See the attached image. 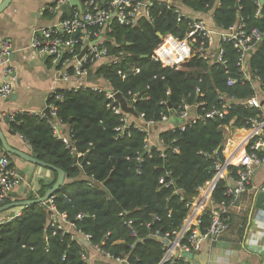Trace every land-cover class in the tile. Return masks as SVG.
<instances>
[{
	"label": "trees",
	"instance_id": "16d2710c",
	"mask_svg": "<svg viewBox=\"0 0 264 264\" xmlns=\"http://www.w3.org/2000/svg\"><path fill=\"white\" fill-rule=\"evenodd\" d=\"M180 2L201 18L211 15L212 22L220 28L228 29L241 20L247 29L256 28L264 33V3L256 16L257 0ZM66 16L64 14L63 18ZM151 17V21L142 19L131 27L112 22V32L106 34L100 47L107 48L106 60H117V63L100 61L99 67H94L96 77L104 79L129 103L136 96V102L131 105L138 115H144L145 122L158 124L161 115L170 117L183 104L203 103L198 112L205 114L219 105V96L226 95L232 104L222 119L197 122L183 131L174 128L161 132L158 139L167 148L165 157L153 148L152 156L145 155L141 161L138 158L143 153L147 133L130 126L117 138L115 128L120 126V116L107 107L109 102L103 95L89 89L58 90L61 99L51 96L47 101L57 107L58 119L72 131L74 147L82 154L78 159L53 137L46 119L22 112L14 114L10 122L11 131L28 144L33 157L64 171V183L53 197L57 211L74 222L77 230L91 235L94 244L104 242V250L115 257L128 255V264L159 263L162 246L147 235L150 232L163 235L182 225L187 214L186 204L196 195L197 188L213 177L215 163L224 162V127L247 129L248 121L263 110L244 105L246 100L257 96L256 82L242 78L236 67L237 54L229 44L223 45L227 59L224 68L209 66L198 57L179 69L164 68L155 62L153 52L161 42L157 34L181 39L188 30V20L178 21L172 9L157 2L151 7ZM136 69L138 73L134 72ZM248 70L259 80L257 86L263 108L264 39L250 56ZM228 77L237 80L236 85L228 87ZM196 90L200 91L198 95ZM174 149L178 152L174 153ZM3 153L13 166L12 156ZM166 172L170 173L173 187L164 188L159 183ZM53 175L52 183L46 186L40 183L39 197L55 183L57 174L53 172ZM89 176L104 188H88ZM225 185L220 182L213 194L218 203L229 201ZM175 188L183 192L184 202L173 193ZM15 209L21 211V216L0 225V264H85L81 260L82 248L76 241L47 227L48 212L43 206ZM121 211H126L133 221L137 237H132L123 226L118 217ZM79 213L94 217L77 221ZM207 222L208 216H205ZM146 225L151 227L150 231ZM107 233L110 237L105 240ZM175 264H184V261L176 260Z\"/></svg>",
	"mask_w": 264,
	"mask_h": 264
},
{
	"label": "built area",
	"instance_id": "2783aa9c",
	"mask_svg": "<svg viewBox=\"0 0 264 264\" xmlns=\"http://www.w3.org/2000/svg\"><path fill=\"white\" fill-rule=\"evenodd\" d=\"M72 1H78L80 7H69L66 18L62 19L54 27L42 29L35 33L31 46L38 55L50 59L51 65L57 69L56 81L64 84L74 81V85L68 87V91L89 89L105 97L109 102L107 107L111 108L115 115L120 116V126L115 128L117 138L127 132L130 126L147 133L143 153L138 158V161L142 160L143 154L151 157L153 148L160 153L162 158L165 157L167 148L163 142L160 141L154 145L150 142L149 137L153 127L168 122L171 116L161 115L160 122L155 124L153 121L145 122L144 115H138L140 124H137L134 119L132 120L120 109L115 99L117 92L112 89L107 90L95 83L87 82L88 70H94L98 62L103 60L106 61L105 63L108 62V64L117 63V60H106L107 48L100 47L106 34L112 32L111 24L113 21L119 26L130 27L137 25L142 19L151 21L153 3L165 4L167 9H172L178 21L188 20V30L181 39L169 34L161 35V42L154 50L152 56L155 62L160 63L164 68L179 69L192 58L198 57L209 66L224 68L227 66V59L223 45L229 44L237 54L236 67L242 78L245 81H250L254 77L255 81H259L258 78L256 79L249 72L248 61L254 50L263 41L264 33L256 28L247 29L241 20L228 29H223L216 25L210 27L205 20L196 18L191 13H186L180 0H53L51 11L62 13L63 7L69 5ZM261 5V0H257L258 10L256 16L260 14ZM85 47H87V52L79 60L80 53ZM11 53V45L7 41L2 42L0 46V73L7 78L10 75V70L6 67L7 59ZM87 65L92 66L91 68H86ZM134 72L138 73L139 69L134 70ZM122 78L124 79L125 76L122 75ZM97 79L96 77V81ZM236 83L237 80L231 77L226 80L228 87H233ZM57 91L54 89L49 98L54 96L56 100L61 99ZM12 92L11 82L4 81L0 85L1 100L8 99ZM196 93L198 95L200 91L196 90ZM218 101L219 105L213 107L205 114L198 112L203 103L194 106L183 104L179 111L174 114L179 123L174 128L183 131L186 127H190L197 122H204L213 118L222 119L227 115L231 101L226 95L219 96ZM135 102L136 96L132 98L130 103L127 101L131 107H133L131 103ZM244 105L247 108L262 109L261 101L256 95L246 100ZM46 109L49 110V116L44 112L38 116L47 120L53 137L61 141L65 149L69 151V154L77 159L80 158L82 154L78 153L74 147L72 131L70 128H67L64 132L62 131L63 124L57 117V107L51 103L47 104ZM13 119L14 115L8 117L10 122ZM247 125V129H231V134L226 138V142L224 141L223 148L232 143L235 132H245L246 135L241 140L240 145L233 148L228 157H224L223 163H215L213 177L197 188L196 195L186 204L187 214L182 221V225L178 229L166 232L163 235L158 232H150L147 235V237L159 242L162 246L163 254L158 264H175L176 260H182L184 264H189V259L184 257V254L194 255L195 252L201 251L205 244L211 245L227 233L231 211L237 206L243 195L249 192L254 174L264 166V111L262 110L259 116L249 120ZM230 127L226 126L224 130L230 129ZM173 152L177 153L178 150L174 149ZM237 156L239 157L235 160ZM169 177L170 173L166 172L165 177L160 179L159 183L162 187L170 188L174 186L173 181ZM167 178L169 179L168 181H166ZM222 181L226 184L225 196L229 201L218 203L215 201L213 194ZM22 183L23 177L11 165V161L0 148V207L9 204L13 200L11 194ZM36 186L33 185L31 188ZM87 187L91 189L96 187L104 188L103 184L97 182L93 176H89ZM33 188L32 190H35ZM257 190L264 193V185ZM173 193L180 197V201L184 202L181 190L175 188ZM53 197L40 205L48 212L47 227L62 234H67L70 236L71 241H76L82 248L81 260L85 264H91L94 259H98V262H100L99 260L102 258L112 261L114 264L129 263L128 255L115 257L111 252L104 250V242L94 244L91 235L77 230L74 222H70L65 214L57 211L53 203ZM20 216L21 212L16 213L6 221L0 222V225L13 221ZM127 216L128 213L126 211H121L118 214L123 226L131 232V236L137 237L138 233L133 228V221ZM205 216H208L207 223H205ZM89 217L93 218L94 216L79 213L75 220L83 221ZM70 227H72L71 230L69 229ZM146 227L150 231L151 227L149 225H146ZM53 234L55 235V232ZM109 237L110 233H107L104 238L108 240ZM118 243L114 242L113 244ZM176 253H179L178 257H176Z\"/></svg>",
	"mask_w": 264,
	"mask_h": 264
},
{
	"label": "crops",
	"instance_id": "0c3cea01",
	"mask_svg": "<svg viewBox=\"0 0 264 264\" xmlns=\"http://www.w3.org/2000/svg\"><path fill=\"white\" fill-rule=\"evenodd\" d=\"M52 4L53 0H12L8 8L0 15V46L2 42L7 41L12 47V53L7 59L6 66L10 70V75L7 78L0 73V85L4 81L11 82L13 88L11 96L15 97L9 100L0 99V128L12 148L30 155L28 144L18 135L9 134V132H12L10 121L6 123L5 119L22 112L38 116L46 109L49 95L54 89L65 91L68 87L74 85V81L68 84L56 81L57 69L51 65L50 59L38 55L31 46L35 33L42 29L54 27L64 19V14H68V10L66 12L62 10V13L51 11ZM185 11L196 18H201L193 12L186 9ZM201 19L205 20L210 27L215 26L211 15ZM99 63L101 62H98L95 67ZM98 81H101V86L107 85L105 89H111L104 79H97L95 84ZM255 82L257 97L261 100V92L257 86L258 81ZM262 109L264 110V107ZM177 120V117L173 115L168 122L153 127L149 137L150 142L154 145L157 144L159 142V134L163 131L174 129ZM67 128L66 125H62L63 132ZM232 128L234 127L231 126L230 129H225L224 132L226 130L227 132L231 131ZM236 134L237 132L234 133L233 138ZM227 136L228 134L224 135L225 142ZM239 145H234L233 148ZM226 147L227 145L224 146L223 151L225 158L231 154L233 149L227 156L225 155ZM11 159L13 166L23 177V187H26L23 190H19L20 187L15 189L13 193L16 196L14 198L11 197L13 202L29 200L27 199L28 197H34L28 189L33 185L37 186L35 188L32 187L35 190H32V188L31 190L35 193V198H39L37 192L40 190V183L46 186L54 181L52 171L50 173L34 172L30 177L25 176L22 174V170L27 163L24 162L21 163L22 165H18L16 157ZM263 185L264 166L254 174L249 192L243 195L240 202L231 211L227 233L211 245L205 244L197 255H193V258L189 260V264H264V212L256 211V213L251 215L254 193ZM7 212L10 214H0V222L6 221L9 217L15 215L18 210L12 209ZM69 229L71 230L72 227ZM99 261L94 259L91 264H114L105 258Z\"/></svg>",
	"mask_w": 264,
	"mask_h": 264
},
{
	"label": "water",
	"instance_id": "95a60500",
	"mask_svg": "<svg viewBox=\"0 0 264 264\" xmlns=\"http://www.w3.org/2000/svg\"><path fill=\"white\" fill-rule=\"evenodd\" d=\"M11 2H12V0H2L0 2V15L8 8V6L10 5ZM261 3L263 4L264 1L261 0ZM73 6L80 7L78 1H72L69 5H66L65 7H63V10L66 12L69 7H73ZM157 37L161 38L162 36H161V34L158 33ZM86 52H87V47H85L83 49V51L80 53L79 60L83 57V55ZM253 79H254V77H252V80ZM86 80H87V82H89L91 84L95 83L96 76H95V71L93 69H89L88 70ZM10 98L14 99L15 97L14 96H10L6 100H9ZM115 99H116L117 103L119 104L120 109L122 110V112L125 115H127V116L131 117L132 119H134L135 123L140 124V119H139L138 114L136 113V111L134 110L133 107L128 105L127 101L123 98V96L121 94H119V93H116ZM229 104L231 105L232 103L230 102ZM43 112L47 116H49V110L48 109H45ZM5 122L6 123L8 122L7 118L5 119ZM178 125H179L178 122L175 123V127H177ZM9 134L13 135L14 133L9 132ZM0 145H1L2 151L7 153V154H9L10 156L19 158V159H21V160H23V161H25V162H27L29 164H32L34 166H40L42 168H45V169L50 170L52 172H55L57 174V178H56L55 183L53 184V186L50 189H48L46 191V193L42 197H39V198H36V199L23 200V201H19V202L9 203L7 205H4V206L0 207V213H4V212L10 211V210L15 209V208H25V207H30L32 205H41L42 203H44L47 200H49L52 196H54L55 193L63 185L64 180H65V173H64L63 170H61V169H59V168H57V167H55L53 165L47 164L45 162H42V161L36 159L35 157H33L30 154L23 153V152L17 151L14 148H12L8 144V142H7L6 138H5V135L3 134L1 128H0ZM218 153H219V149L215 152V155H214V160L215 161L217 160V154ZM143 156H144V154L142 155V157ZM15 196H16L15 193L11 194L12 198H14ZM256 211H263L264 212V193L260 192L259 190H256V192L254 193V201H253V208H252L251 215L256 213ZM178 256H179V253H176V257H178ZM183 256L188 258L189 260H191L193 258L192 254H184Z\"/></svg>",
	"mask_w": 264,
	"mask_h": 264
},
{
	"label": "rangeland",
	"instance_id": "374dc122",
	"mask_svg": "<svg viewBox=\"0 0 264 264\" xmlns=\"http://www.w3.org/2000/svg\"><path fill=\"white\" fill-rule=\"evenodd\" d=\"M209 16V15H208ZM101 81H98L97 82V85H99V86H101V83H100ZM101 87H103V88H107V85L106 86H101ZM228 134V136L231 134V131L229 130L228 132H227V130L224 132V135H227ZM228 136H227V138H228ZM17 159V164L18 165H22L21 163H24L25 161H23V160H21V159H19V158H16ZM27 163V162H26ZM25 163V164H26ZM42 173V172H49L50 173V170H47V169H45V168H42V167H40V166H34V165H32V164H29V163H27L26 164V167L22 170V174H24L25 176H27V177H30V175L32 174V173ZM24 186V184H22L21 186H20V188H19V190H23V189H25L26 187H23ZM29 189V192L31 191V194L35 197L36 195H35V193L34 192H32V190L30 189V188H28ZM27 189V190H28ZM21 211L19 210L18 212H16V213H20ZM0 214H3V215H8V214H10L9 212H4V213H0ZM199 252H195L194 253V255H197Z\"/></svg>",
	"mask_w": 264,
	"mask_h": 264
},
{
	"label": "bare ground",
	"instance_id": "6f19581e",
	"mask_svg": "<svg viewBox=\"0 0 264 264\" xmlns=\"http://www.w3.org/2000/svg\"><path fill=\"white\" fill-rule=\"evenodd\" d=\"M245 135H246L245 132H239V133H237V134L235 135V137H234L232 143H230L229 145H227L226 150H225V155L228 156V155L230 154V151H231V149L233 148V146H234V145H238V144H240V141L244 138ZM238 157H239V156H237V157L235 158V160H236Z\"/></svg>",
	"mask_w": 264,
	"mask_h": 264
}]
</instances>
